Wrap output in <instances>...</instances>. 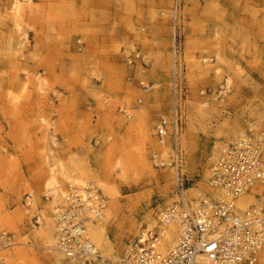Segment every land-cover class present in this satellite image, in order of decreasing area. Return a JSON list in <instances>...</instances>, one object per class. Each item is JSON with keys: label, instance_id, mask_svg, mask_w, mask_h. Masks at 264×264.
Instances as JSON below:
<instances>
[{"label": "rangeland", "instance_id": "obj_1", "mask_svg": "<svg viewBox=\"0 0 264 264\" xmlns=\"http://www.w3.org/2000/svg\"><path fill=\"white\" fill-rule=\"evenodd\" d=\"M13 1L0 0V230L12 235L0 264H57L36 217L47 179L68 192L64 169L99 174L116 192L107 231L122 257L178 201L172 170L150 162L176 75L196 194L211 192L207 159L223 131L264 119V0H21L18 18Z\"/></svg>", "mask_w": 264, "mask_h": 264}, {"label": "built area", "instance_id": "obj_2", "mask_svg": "<svg viewBox=\"0 0 264 264\" xmlns=\"http://www.w3.org/2000/svg\"><path fill=\"white\" fill-rule=\"evenodd\" d=\"M174 53L177 56L176 46ZM176 76V112L162 118L156 130L160 147L168 138L172 140L170 150L152 151L150 162L155 169L172 170L178 201L162 210L157 226L143 230L115 264H259L264 251V191L253 194V190L264 188V119L252 121L233 139L219 143L207 159L211 192L190 198L186 194L190 180L184 173L185 157L178 143L180 85ZM87 187L89 194L84 197L69 185L70 195L54 215L56 250L68 258L85 260L97 253L86 222L103 219L107 199L95 182ZM249 194L258 201L240 209L239 200ZM42 221L39 213L36 223ZM170 234L174 235L173 244ZM11 240V234L0 230L2 246H11Z\"/></svg>", "mask_w": 264, "mask_h": 264}, {"label": "bare ground", "instance_id": "obj_3", "mask_svg": "<svg viewBox=\"0 0 264 264\" xmlns=\"http://www.w3.org/2000/svg\"><path fill=\"white\" fill-rule=\"evenodd\" d=\"M31 1V0H29ZM22 1L21 0H14L12 4V9L14 11V15L18 18L25 13L24 10H22ZM31 12H28V15ZM17 28H21L19 24H17ZM19 30V29H18ZM24 37L22 38L23 40L21 41V45L23 48L27 47L28 48V41L27 37L25 36V32H23ZM175 63V61H174ZM174 67L176 68L175 64H173V69ZM229 84L230 81L228 79L227 84L222 87L219 92V97L214 96L213 101H218V98L222 97V95L226 94V89H229ZM205 103H207V99L204 97L202 99ZM206 105V104H205ZM176 106L177 102L173 100L172 103V108L169 109L172 113L176 112ZM260 115V114H258ZM46 122L45 120H42ZM241 131H243L242 127L239 126H230L226 130L223 131V133L219 136V141L214 143L213 151L217 148L219 143L223 139H229L233 136H237ZM182 139V137H181ZM186 142H184L187 145V148L190 149L191 147V138H190V133L183 138ZM172 140L168 138L165 140L164 144L160 147L159 144L157 143V148L162 149L163 153H167L170 150ZM178 143H179V138H178ZM212 151V152H213ZM54 166V165H53ZM51 166L50 168V174H53V170L55 169V166ZM63 175L65 179L71 180L72 183L70 184L72 188L76 189V192L79 194H82L84 197L88 196L89 192L86 191L87 184L89 182H95L98 184L100 189L102 188L104 192L107 194V196L110 198L111 201V207L107 211L105 210L104 212V217L101 221L95 222L92 219H89L86 222V227H87V232H88V238L92 241V243L95 245L97 253L88 259H79V258H68L64 254H62L58 249L56 250V232L58 231V226L55 220V212L57 211L58 206H60L63 203V200H66L70 193H65L63 189L61 188L60 183H57L56 179L53 178L52 176L47 179L44 182L43 185V191H45V196L47 197V200H49L48 204L46 205L43 210H41V215L43 216V219L46 220V235H47V241L46 245L44 246L51 254H53L55 257H57V264H115V262L119 261L121 259V256L115 251L114 247H112L110 243V238L109 234L107 231V227L109 226L110 222L113 219V207H116V199L115 197V191L114 189L108 187L106 183L102 180V177L97 174V175H90L87 174L85 176L83 172L80 169H75V170H65L63 171ZM77 178H72V176H76ZM84 175V176H80ZM91 177V179L88 182H85V179H88ZM158 178V177H156ZM74 183V184H73ZM88 188V187H87ZM101 189V190H102ZM264 191V188L256 187L253 190V194L255 193H261ZM190 194V197H197V194L195 193V185H191L190 187L187 188L186 193ZM216 195L219 194V191H217ZM199 194V193H198ZM258 199L249 194L244 197H242L239 200V208L244 210L247 209V207L253 203H256ZM104 220V221H103ZM5 223L2 218H0V225ZM146 224H148V229L150 228H155L157 226V220H148L146 221ZM172 233V232H171ZM174 235L170 234L169 240L170 244H173Z\"/></svg>", "mask_w": 264, "mask_h": 264}]
</instances>
